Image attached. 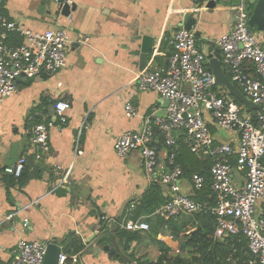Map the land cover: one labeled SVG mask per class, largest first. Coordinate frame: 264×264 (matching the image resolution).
I'll return each instance as SVG.
<instances>
[{"label":"crops","instance_id":"1","mask_svg":"<svg viewBox=\"0 0 264 264\" xmlns=\"http://www.w3.org/2000/svg\"><path fill=\"white\" fill-rule=\"evenodd\" d=\"M66 1L76 7L68 18L60 16L55 0L0 2V15L7 20L38 33L67 29L71 41L65 69L23 80L17 94L0 101V264L11 263L20 239L56 241L60 255L66 256L64 264H136L129 258L136 241L124 248L132 234L148 244L147 261H157L158 243L175 252L179 245L166 224L147 216L134 218L149 186L139 154L121 159L113 144L123 133L138 131L146 117H166V101L157 93L138 91L135 78L145 70L165 69L171 36L182 15L196 10L194 0ZM237 3L229 0L212 12L198 9L195 31L201 37L196 43L207 54L208 41L216 43L232 30L230 7ZM252 31L264 47V35ZM145 36L154 43L141 69ZM53 101L69 103L68 121L61 131H51L48 153L36 159L32 127L52 111ZM126 104L135 110L131 118L126 117ZM211 129L217 142H230L226 133ZM154 145L159 163L167 167L160 136ZM77 150L82 154L76 155ZM21 158L26 160L21 178L7 175L5 168ZM190 177L183 176L180 183L186 194L191 193ZM139 219L149 224L148 231L122 228ZM71 236L82 248L69 256L65 249ZM103 245L113 254L103 251Z\"/></svg>","mask_w":264,"mask_h":264},{"label":"built area","instance_id":"2","mask_svg":"<svg viewBox=\"0 0 264 264\" xmlns=\"http://www.w3.org/2000/svg\"><path fill=\"white\" fill-rule=\"evenodd\" d=\"M4 1L7 0H0ZM230 11L232 30L215 45L230 82L261 109L252 116L223 87L217 86L208 66V54L197 46L194 32L179 28L171 36L172 51L165 69L145 70L135 78L138 91L157 93L167 101L166 117H146L138 131L118 136L113 150L121 159L138 153L148 186L162 188L166 202L147 217L148 221L167 222L181 215L209 214L215 218V239L241 235L257 264H264V47L248 27L246 1L238 0ZM12 35L22 42L14 44ZM70 43L67 29L32 32L0 15V101L17 94L23 80L65 69ZM248 65L253 72L246 70ZM69 109V103L56 102L52 111L33 125L36 159L48 153L51 131H61L66 126ZM125 114L128 118L135 115L130 104L125 105ZM211 128L226 133L230 142H217ZM155 130L166 149L167 167L159 163ZM181 146L198 160L210 159L209 188L214 205L193 199L194 193L206 186L205 178L199 174L190 177L191 193L182 191L184 174L176 162ZM81 154L76 151V155ZM25 162L21 158L4 171L19 178ZM27 225L24 221V227ZM122 228L139 232L148 231L150 226L139 219L125 222ZM48 244L20 239L10 264H43ZM65 261L66 256L59 255L58 264Z\"/></svg>","mask_w":264,"mask_h":264},{"label":"trees","instance_id":"3","mask_svg":"<svg viewBox=\"0 0 264 264\" xmlns=\"http://www.w3.org/2000/svg\"><path fill=\"white\" fill-rule=\"evenodd\" d=\"M12 38L14 44L22 42V39L17 35H12ZM246 70L253 72L250 65L246 66ZM226 76L229 79V76ZM56 102L53 101L54 104ZM251 115L254 116L255 112H252ZM155 135L160 136L156 130ZM176 162L181 166L186 178H189L191 174H199L206 180V186L201 191L195 192L193 199L197 202H208L210 205H214V197L209 188L210 159L198 160L189 152L187 147L181 146ZM19 178H21V175ZM9 181V183H12L13 178L10 177ZM165 202L162 188L157 185L149 186L136 205L134 218L150 216ZM159 222L168 226L171 234L177 240L179 249L175 252L170 246L158 243L159 257L157 263L172 261L175 264H257L247 248L245 238L241 235L228 236L224 239L214 238L215 218L209 214L181 215L167 222L161 220ZM132 241H136L137 245L129 256L131 261L133 260L136 264L149 263L147 258L151 252L148 249V244L142 243L137 234H132L126 238L127 244L124 248L127 249ZM81 248L80 243L75 237L71 236L68 239L65 252L72 256L79 253ZM115 257L117 258V255Z\"/></svg>","mask_w":264,"mask_h":264},{"label":"water","instance_id":"4","mask_svg":"<svg viewBox=\"0 0 264 264\" xmlns=\"http://www.w3.org/2000/svg\"><path fill=\"white\" fill-rule=\"evenodd\" d=\"M246 1L249 11L248 27L251 30L256 31L257 33L264 35V0ZM55 2L57 10L59 11L60 16L63 18H68L70 14L75 11L76 7L73 3H69L66 0H56ZM227 2H229V0H194L193 6L196 10L182 15L181 21L179 23V28H182L186 31H193L196 39H199L201 35L198 31H195V27L198 23V17H196L197 14L199 15L198 9L204 8L206 11L212 12L218 6H222ZM141 41L142 47L140 55V66L142 69V66L146 65L147 63V57L154 43V39L145 36ZM207 44L208 66L215 78V84L219 87H223L231 97H233L246 109L247 112L252 113L255 111H259L261 109L260 106L255 105L251 101L247 100L225 75L221 63V54L215 43L208 41ZM226 237L228 236L225 235V238ZM102 250L107 252L108 254H113V249H111L108 245H103ZM60 254L61 249L57 245L56 241H51L48 244L43 264H58V258Z\"/></svg>","mask_w":264,"mask_h":264},{"label":"rangeland","instance_id":"5","mask_svg":"<svg viewBox=\"0 0 264 264\" xmlns=\"http://www.w3.org/2000/svg\"><path fill=\"white\" fill-rule=\"evenodd\" d=\"M173 240H174V239H173ZM173 240H172V241H173Z\"/></svg>","mask_w":264,"mask_h":264}]
</instances>
